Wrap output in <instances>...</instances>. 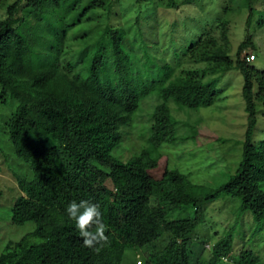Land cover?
<instances>
[{"label":"trees","instance_id":"obj_1","mask_svg":"<svg viewBox=\"0 0 264 264\" xmlns=\"http://www.w3.org/2000/svg\"><path fill=\"white\" fill-rule=\"evenodd\" d=\"M8 1L0 0V151L22 193L9 208L10 221L30 229L7 242L0 264H122L128 248L146 249L144 264H258L251 250L235 249L234 228L210 246L208 259L202 252L211 239L198 253L194 244L205 205L223 196L239 199L242 215L264 221V140L254 141L264 71L247 60L248 49H256L250 34L235 60L226 47L228 15L247 10V26L258 16L264 27V0L262 10L257 0H230L236 5L217 17L224 44L204 30L177 57L206 67L176 77L175 65L152 62L147 43L138 54L126 31L114 26L93 47L61 62L68 32L99 8L112 11L119 0ZM176 3L169 0L167 7ZM232 69L245 77L249 125L236 173L213 189L168 162L162 166V151L200 134L198 125L174 117L170 103L189 110L212 106L220 77ZM151 98L156 104L151 124L139 130L142 146L125 160L120 146L131 140L143 101ZM73 200L100 205L109 243L98 254L83 246L67 214Z\"/></svg>","mask_w":264,"mask_h":264},{"label":"rangeland","instance_id":"obj_2","mask_svg":"<svg viewBox=\"0 0 264 264\" xmlns=\"http://www.w3.org/2000/svg\"><path fill=\"white\" fill-rule=\"evenodd\" d=\"M15 0H9L13 3ZM239 2V0H237ZM169 0H119L113 4L112 11L99 8L94 15L71 29L64 41L61 62L68 61L81 50L93 47L101 39L109 26L121 27L127 33L128 43L135 42L134 50L142 54L143 43H147V53L152 62L160 64L169 62L175 65L173 76L176 77L184 69L206 67L205 64H194L187 59L182 61L184 49L204 31H208L218 44H224L221 27L217 17L223 7L234 6L230 0H176L177 7H167ZM259 2V3H258ZM262 0H257L255 7L262 10ZM4 15L5 10L0 9ZM249 13L247 10L230 13L228 42L226 47L235 60L239 45L250 34L255 50L248 49L256 60L254 66L264 71V27L257 24L258 16L247 26ZM255 54V55H254ZM176 55V56H175ZM257 55V56H256ZM155 57V59H154ZM158 62V63H159ZM209 79V77H208ZM245 77L237 69H232L220 77L217 88V100L210 107L198 110L181 109L174 102L170 107L174 117L181 123L198 125L200 134L196 140L179 145H166L162 154L171 168H177L189 176L192 182L216 189L228 183L240 165L243 154L245 135L249 125L246 103L243 97ZM156 104L153 98L143 101L142 116L132 129L131 140L120 146V154L125 160L131 158L142 146L139 130L151 124V113ZM258 122L254 130V141L264 140V105L257 102ZM185 132V131H184ZM218 138V139H217ZM0 254L7 242L18 240L30 229V225L16 227L11 223L10 209L15 200L22 195L13 171L5 156L0 151ZM239 199L223 196L205 205L204 222L197 228L200 238L194 249L200 252L205 240L206 250L202 258L211 256L210 246L224 237L234 228V246L251 250L259 258L258 264H264V221L255 220L251 213H240ZM146 249L128 248L122 264H144ZM202 251V250H201ZM222 264V263H220ZM229 264V263H223Z\"/></svg>","mask_w":264,"mask_h":264},{"label":"clouds","instance_id":"obj_3","mask_svg":"<svg viewBox=\"0 0 264 264\" xmlns=\"http://www.w3.org/2000/svg\"><path fill=\"white\" fill-rule=\"evenodd\" d=\"M66 211L69 218L75 222L83 246L98 254L109 243V237L106 235L108 226L103 222L100 205L88 200H73L68 204Z\"/></svg>","mask_w":264,"mask_h":264},{"label":"built area","instance_id":"obj_4","mask_svg":"<svg viewBox=\"0 0 264 264\" xmlns=\"http://www.w3.org/2000/svg\"><path fill=\"white\" fill-rule=\"evenodd\" d=\"M247 60H248L249 62H254V61L256 60V58H254V56L251 55V56H249V57L247 58Z\"/></svg>","mask_w":264,"mask_h":264}]
</instances>
